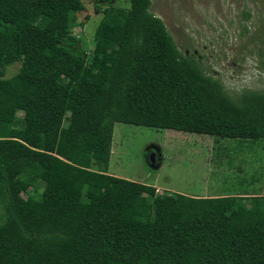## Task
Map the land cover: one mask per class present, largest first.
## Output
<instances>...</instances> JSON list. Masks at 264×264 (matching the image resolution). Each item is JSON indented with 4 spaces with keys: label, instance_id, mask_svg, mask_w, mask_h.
<instances>
[{
    "label": "trees",
    "instance_id": "trees-1",
    "mask_svg": "<svg viewBox=\"0 0 264 264\" xmlns=\"http://www.w3.org/2000/svg\"><path fill=\"white\" fill-rule=\"evenodd\" d=\"M149 5H95L88 57L80 0H0V264H264V181L246 206L106 173L117 122L264 139V89L230 97Z\"/></svg>",
    "mask_w": 264,
    "mask_h": 264
},
{
    "label": "rangeland",
    "instance_id": "rangeland-1",
    "mask_svg": "<svg viewBox=\"0 0 264 264\" xmlns=\"http://www.w3.org/2000/svg\"><path fill=\"white\" fill-rule=\"evenodd\" d=\"M80 1L83 9L76 12L78 24L70 31L89 57L94 29L102 16L94 6L112 4L126 9L128 0ZM149 10L162 20L176 47L199 56L203 69L221 81L230 97L243 89H264L259 63L264 59V0H150ZM17 65L8 66L4 77L11 76ZM15 114L20 117L22 112ZM109 150L106 173L150 185L159 196L234 195L247 206L248 197L261 194L264 139L215 137L117 122Z\"/></svg>",
    "mask_w": 264,
    "mask_h": 264
},
{
    "label": "water",
    "instance_id": "water-1",
    "mask_svg": "<svg viewBox=\"0 0 264 264\" xmlns=\"http://www.w3.org/2000/svg\"><path fill=\"white\" fill-rule=\"evenodd\" d=\"M152 156H153V153L151 152L150 154H149V160L152 162Z\"/></svg>",
    "mask_w": 264,
    "mask_h": 264
}]
</instances>
